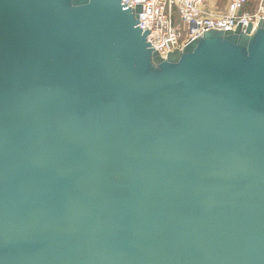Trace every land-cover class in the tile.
<instances>
[{
    "label": "water",
    "instance_id": "obj_1",
    "mask_svg": "<svg viewBox=\"0 0 264 264\" xmlns=\"http://www.w3.org/2000/svg\"><path fill=\"white\" fill-rule=\"evenodd\" d=\"M140 13L0 0V264H264V19Z\"/></svg>",
    "mask_w": 264,
    "mask_h": 264
},
{
    "label": "built area",
    "instance_id": "obj_2",
    "mask_svg": "<svg viewBox=\"0 0 264 264\" xmlns=\"http://www.w3.org/2000/svg\"><path fill=\"white\" fill-rule=\"evenodd\" d=\"M130 8L141 6L138 22L148 35L153 49L163 55L182 49L188 42L215 31H233L241 24L256 26L264 15L244 12L248 0H230V12L210 17L204 10V0H121Z\"/></svg>",
    "mask_w": 264,
    "mask_h": 264
},
{
    "label": "rangeland",
    "instance_id": "obj_3",
    "mask_svg": "<svg viewBox=\"0 0 264 264\" xmlns=\"http://www.w3.org/2000/svg\"><path fill=\"white\" fill-rule=\"evenodd\" d=\"M230 0H204V10L210 17H218L230 12ZM244 12L249 15H264V0H248Z\"/></svg>",
    "mask_w": 264,
    "mask_h": 264
}]
</instances>
